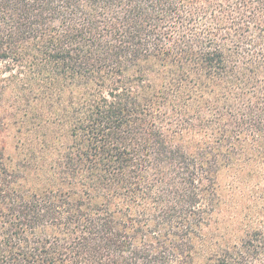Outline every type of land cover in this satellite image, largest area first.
I'll return each instance as SVG.
<instances>
[{
  "label": "trees",
  "instance_id": "obj_1",
  "mask_svg": "<svg viewBox=\"0 0 264 264\" xmlns=\"http://www.w3.org/2000/svg\"><path fill=\"white\" fill-rule=\"evenodd\" d=\"M0 264H264V0H0Z\"/></svg>",
  "mask_w": 264,
  "mask_h": 264
},
{
  "label": "rangeland",
  "instance_id": "obj_2",
  "mask_svg": "<svg viewBox=\"0 0 264 264\" xmlns=\"http://www.w3.org/2000/svg\"><path fill=\"white\" fill-rule=\"evenodd\" d=\"M10 151H11V149H10V147H8V148H7V152H10ZM11 152H12V151H11Z\"/></svg>",
  "mask_w": 264,
  "mask_h": 264
}]
</instances>
